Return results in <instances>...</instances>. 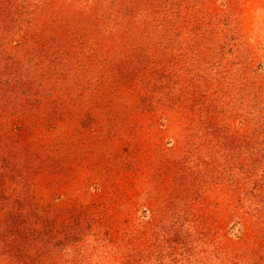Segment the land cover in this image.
Masks as SVG:
<instances>
[{
	"label": "rangeland",
	"instance_id": "obj_1",
	"mask_svg": "<svg viewBox=\"0 0 264 264\" xmlns=\"http://www.w3.org/2000/svg\"><path fill=\"white\" fill-rule=\"evenodd\" d=\"M0 264H264V0H0Z\"/></svg>",
	"mask_w": 264,
	"mask_h": 264
}]
</instances>
